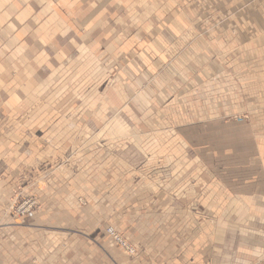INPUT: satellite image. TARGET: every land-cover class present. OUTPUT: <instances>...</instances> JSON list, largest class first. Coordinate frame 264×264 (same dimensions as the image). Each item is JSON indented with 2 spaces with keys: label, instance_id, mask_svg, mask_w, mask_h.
Listing matches in <instances>:
<instances>
[{
  "label": "crops",
  "instance_id": "obj_1",
  "mask_svg": "<svg viewBox=\"0 0 264 264\" xmlns=\"http://www.w3.org/2000/svg\"><path fill=\"white\" fill-rule=\"evenodd\" d=\"M102 58L114 75L125 73L122 80L130 87L138 80L146 93L150 90L151 97L137 96L143 105L158 102L155 88L164 96L185 79L183 90L171 96L188 95L195 101L190 104L191 119L198 118L196 98L202 93L210 94L221 110L222 103L245 99L253 108L251 193L233 195L223 180L218 182L231 193L230 199L251 200L252 206L230 210L242 217L238 225L220 219L200 226L177 224L193 210L172 206L166 212L175 218L165 225L171 235L157 223L134 225L128 218L124 234L141 248L130 259L94 223L76 233L85 213L69 205L68 194L39 193L60 202L40 206L32 219H16V226L0 231L13 233L11 239L0 236V264H264V0H0V169L5 160L11 162L9 167L29 166L18 152L25 136L20 121L45 115L25 113V106L67 97L60 92L53 99L57 86L68 90L86 85L92 95L80 96V101L100 100ZM107 99L116 103L117 95L108 92ZM77 112L76 120L89 116ZM105 128L126 131L115 119ZM33 132L59 134L53 128ZM191 149L197 150L190 143ZM5 181L0 175V199L6 198ZM208 210L220 216L229 211ZM141 211L136 207L131 214ZM44 222L55 226L46 229Z\"/></svg>",
  "mask_w": 264,
  "mask_h": 264
},
{
  "label": "rangeland",
  "instance_id": "obj_2",
  "mask_svg": "<svg viewBox=\"0 0 264 264\" xmlns=\"http://www.w3.org/2000/svg\"><path fill=\"white\" fill-rule=\"evenodd\" d=\"M184 10L181 9V13ZM101 64L100 102L80 101V96L85 99L92 95L86 85H74L68 90L57 86L52 92L53 99H57L60 92V97H67L57 103L30 104L22 109L25 113L45 116L20 121L25 136L18 152L29 166L9 167L11 162L5 160L0 169V175L7 180L3 185L6 198L0 199V231L16 226V219H32L40 206L50 208L60 202L48 200L39 193L68 194L69 205L74 203L85 213L83 222L77 223L80 231L76 233L80 234L82 227L94 223L111 238L109 242L120 247L130 259L138 255L141 248L124 234L128 218L134 225L157 223V228L165 229L169 235L172 229L165 225L175 217L167 214L166 209L175 205L193 210L191 215H182L177 224L200 226L220 219L231 224L243 223L242 217L230 210L251 207L252 201L230 199L231 193L218 180H223L233 190V195L238 191L251 193L252 125L249 124L252 106L242 98L239 104L222 103L225 109L221 110L210 94L202 93L196 98L198 118L191 119L190 104L195 101L188 95L181 99L171 96L183 90L185 79H181L177 90L168 89L164 96L155 88L153 96L158 102L143 105L136 101L137 96L143 93L145 98L151 97L150 90L146 93L144 86L136 84L138 80L131 81L135 85L130 87L131 83L122 80L124 72L114 75L104 58ZM202 65L198 64V69ZM108 92L117 95L116 103L108 102ZM76 111L87 112L89 116L76 120ZM113 119L126 131L117 133L105 128ZM34 128H53L59 134L33 135ZM80 129L88 131L84 133ZM62 130L70 134L65 135ZM190 143L197 149L195 152L189 151ZM237 146H242L244 152H239ZM26 201L31 203V217L22 215L18 208ZM136 207L142 211L131 214ZM210 207L229 211L224 216L210 215ZM42 225L46 229L55 226L49 222ZM109 229H113L114 234ZM12 234L3 232L0 236L11 239Z\"/></svg>",
  "mask_w": 264,
  "mask_h": 264
},
{
  "label": "built area",
  "instance_id": "obj_3",
  "mask_svg": "<svg viewBox=\"0 0 264 264\" xmlns=\"http://www.w3.org/2000/svg\"><path fill=\"white\" fill-rule=\"evenodd\" d=\"M21 210L22 215H26L27 217H30L31 214L27 212L28 209H32L30 202H24L22 205L18 207Z\"/></svg>",
  "mask_w": 264,
  "mask_h": 264
},
{
  "label": "bare ground",
  "instance_id": "obj_4",
  "mask_svg": "<svg viewBox=\"0 0 264 264\" xmlns=\"http://www.w3.org/2000/svg\"><path fill=\"white\" fill-rule=\"evenodd\" d=\"M27 212H29V213L31 214V216H32V214H33L32 209H28ZM31 216H30V217H31ZM109 232L112 233V234H114L113 229H109ZM116 238H117V237H116ZM117 239H118V238H117ZM118 240H119V239H118ZM119 241H120V240H119Z\"/></svg>",
  "mask_w": 264,
  "mask_h": 264
}]
</instances>
